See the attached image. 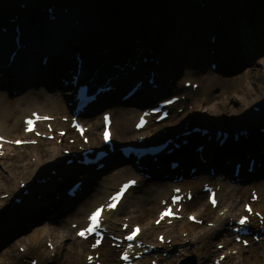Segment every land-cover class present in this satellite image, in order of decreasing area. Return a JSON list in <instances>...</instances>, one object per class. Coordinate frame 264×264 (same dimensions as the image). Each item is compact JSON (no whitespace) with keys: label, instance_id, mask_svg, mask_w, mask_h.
I'll return each mask as SVG.
<instances>
[{"label":"bare ground","instance_id":"1","mask_svg":"<svg viewBox=\"0 0 264 264\" xmlns=\"http://www.w3.org/2000/svg\"><path fill=\"white\" fill-rule=\"evenodd\" d=\"M27 1L28 4L29 1L31 2V0ZM91 1L84 0L83 4L75 7L76 10L73 12L69 10L58 12L55 23H49L46 14L42 13V17L39 14L35 22H27L26 27L20 28V30H25L26 37L23 38L25 44L32 45L36 49V53L20 54L11 72L8 73L15 80L0 87V134L8 140L24 137L26 140H35L37 144L42 143L44 139H36L32 135L25 136L22 132V123L19 122V119L22 120L31 112L37 111L53 118L50 122L51 132L42 130V133L46 135L52 134L53 139L47 140L52 142L51 146L33 151L30 154L32 161L22 165L13 164V160L8 157L4 161L2 157L0 158L1 165L11 177H3L4 180L0 181V212L4 211L8 214L6 217L0 218V264H26L23 263L24 256L13 252V244L16 241L26 242L25 254L33 255L34 259H38L37 264H46L47 262V264H87L85 258L91 254L88 250L90 243L78 240L74 236V232L72 233L71 229L66 228L67 222L80 225L86 213L105 201L109 193L119 183L131 178V175L124 169L118 168L120 166H116L108 172V169L92 172L93 168L89 167L82 173L75 166L67 168L65 165L57 164L62 163L66 158V155H63V150H68L69 154L71 152L78 154L85 149L104 148L100 143L102 130L100 116L106 111H110L112 116L111 142L114 148L129 144L141 136L149 138V135L153 134H158L157 140H163L162 131H165V136L169 134L172 136L183 125L198 124L204 125L206 128L219 129L213 128V125L210 126L208 121L211 115L213 118L219 119L220 116L229 117L230 120L226 121L233 125L236 124V126H230V129L250 126L252 130L246 139L241 136L238 137L237 143H233L232 140L222 147H218L212 140L206 142L209 133L204 136L197 133L185 136L184 139L189 143L181 146L180 151L174 150L170 155H165L163 152L157 157L158 170L162 171V175H167V178L159 183L141 180L136 188L126 192L114 212L105 215L104 222V226L111 234L119 233L120 225L123 223H127L129 227L139 226L141 228L139 240L147 245L146 248L151 247L157 250L152 252L149 258L158 264L167 263L173 259L176 264L181 259V257L175 256L178 245L183 244V251L187 250L185 253H190V248L180 237V233L184 232L183 225L173 222L170 227H167L165 223L154 225V221L158 215L160 201L170 196L171 188L176 186L183 192L190 190L193 197L182 205L183 214H194L199 220H202L209 213L212 214L210 222L213 223L211 229L203 230L200 237H196V251L215 254L217 251L209 252L207 250L206 239L220 238L219 244L224 246L223 254H226L224 259L231 260L227 252L234 250L238 245L233 241V234L228 231L229 225L226 219L243 214L238 207L242 203L241 208H243V203L247 201L246 190L249 187L255 188L258 193L256 202L251 205L252 211L260 213L264 219V174L256 172L254 175H248L241 186H235L228 185L227 179L226 182L210 179L206 173L212 167L219 175L225 174L229 177L228 179H233L229 173L232 170L228 165H224V161L241 160L243 152L250 155V158L254 157L255 163L259 162L264 165V152L259 153L264 151V141L260 139L264 135L257 134L254 130L260 118L251 111L255 107L259 108L260 112H264V0H239V4H237V0H232L229 3L231 6L229 9L231 31L227 33L226 28L218 26L213 44L202 41L206 30L203 27L200 29L192 27L195 18L177 8L178 0H132L137 5H120L119 8L108 5L101 8L90 6ZM100 1H104V4L120 2L122 4V0ZM210 1L214 7L222 5L220 0L217 4H213V0H208V2ZM46 2L50 4L49 7L60 8L64 1L43 0L39 6ZM168 3L171 5V9L166 13L163 8ZM10 11L8 3L0 2V18L5 13L13 14V11ZM66 20L69 22L65 23ZM212 25L213 23H210V26ZM0 38L11 42L7 36L0 35ZM157 45H160L159 52L155 55L150 50ZM8 47L11 48V44H8ZM198 48L201 50L212 49L214 53L205 55L204 58L216 60L221 71L225 70V64L228 61V72L232 71L236 76L223 80L210 75L209 71L204 69L202 60L198 59ZM129 50L131 52L142 51L141 57L148 56L159 60L157 66H154L153 63H146L143 66L141 64L140 67L144 68L143 72L145 69L154 70V67L159 70L160 88L157 91H152L149 86H146L144 94H138L128 102H116L115 97L118 93L130 81L135 80L138 73L133 74V77L126 75L124 79L119 75L113 82L116 84V91L101 98L100 103L94 105L90 113L80 119V122L88 128V131L83 135L87 139L85 144L67 127L68 124L62 121L68 116L69 111L65 103L62 102L63 97L69 95L73 88L69 87L65 90L61 88L58 83L60 81L59 73L64 70L66 65L73 68L75 62L73 59L70 62V56L80 52L82 56L86 57L87 64H89L86 71L95 72V77L98 76L97 79H99L101 73L97 69L101 63L107 65L118 55L128 54ZM3 51L4 46L0 45V52ZM0 55L7 56L6 53H0ZM38 55H41L42 57L39 56L41 58L48 56L46 66L39 64L41 59L37 58ZM135 56L136 54L132 58L134 59ZM25 59L31 61L30 65H26ZM93 59H96L97 62ZM113 64L117 63L112 62L111 65ZM13 69L16 71L15 74ZM175 78L179 82L182 81V84L185 82L196 83L201 88L203 101L200 100L201 103H198L200 112L197 115L193 114L195 109L187 110L191 94L185 95L186 91L179 86L172 88L170 81ZM216 85H220L221 90L215 94L213 89ZM13 91L17 94L13 95ZM166 95L180 98L183 116L177 117L175 112H172L164 122L156 124L150 121L143 130L134 131L133 124L140 111L144 109L142 107L147 102L156 104L168 100L169 96L157 100ZM231 99L236 102L235 105L225 109L224 101ZM114 102L116 103L114 104ZM109 103L113 105L101 108L103 104ZM190 114L193 115L189 117ZM99 128L100 131H98ZM60 131H64V135H60ZM67 139L72 140V145H69L71 142L67 143ZM201 143L205 145L201 154L207 160V164H201L198 161V155L194 150L196 145ZM8 147V145H3L5 156ZM77 148L80 150L78 151ZM172 159L179 162V167L174 171H170L167 167L168 162ZM144 161L148 162V165L139 164L142 167H147L146 172H151L153 178H158L159 173L155 169L156 165L152 164L151 159ZM117 162L119 161L114 154L106 160L110 167L115 166ZM190 165L196 166L198 173L203 174L196 178L193 175L189 176L188 167ZM52 170L55 171V178H50L44 183L37 184L35 182V179L40 175ZM177 173L183 174V179L173 186L171 179ZM56 177L61 180L57 182ZM15 180L17 187L14 184L8 185L9 182L12 183ZM73 180L74 182L81 181L84 186L77 200L70 201L60 197L59 193L64 186L66 187L65 184ZM21 183L28 185L29 191L26 196L21 194L22 190L19 188ZM204 183L219 187L216 195L218 206L214 211L206 202L207 194L198 191V188H201ZM71 185L73 183L69 186ZM6 195V198L3 197ZM55 196H59V199H55ZM37 197L40 198L39 201L35 200ZM17 198H21L20 204H15L14 199ZM125 199H127L125 206L122 207ZM220 212L222 215L218 216ZM152 217H154L153 220H151ZM25 223H27V227L23 228ZM117 223H119L118 232L115 231ZM251 225L253 230L259 232V222L255 218L251 219ZM262 228H264V224ZM155 234L164 235L169 243L161 246L156 240L153 241ZM260 238V244L264 247V234L260 235ZM43 239H50L51 251L39 248ZM250 245L256 246L252 240H250ZM159 247L169 256L162 257L158 253ZM243 251V247L240 245L238 253L242 255ZM95 253L98 254V261L102 264H120L117 256L115 257L114 248L110 249L101 245ZM253 253L256 256L263 254L256 247ZM238 260L237 264L247 262L251 264L248 261L249 258L243 257V255ZM139 263L149 264V261L143 258Z\"/></svg>","mask_w":264,"mask_h":264},{"label":"rangeland","instance_id":"2","mask_svg":"<svg viewBox=\"0 0 264 264\" xmlns=\"http://www.w3.org/2000/svg\"><path fill=\"white\" fill-rule=\"evenodd\" d=\"M1 1H5V0H0V2ZM64 1H66V2H72V1H68V0H64ZM82 0H74V2H72V3H80ZM93 1H98V2H100L99 0H93ZM219 0H213V4H217V2H218ZM220 1H223V2H226V3H231L232 2V0H220ZM6 2V1H5ZM127 2V0H125L124 1V5H126L125 3ZM7 3V2H6ZM121 3V2H120ZM113 4H115V3H113ZM112 4V5H113ZM120 4L118 3V6H119ZM262 5V4H261ZM228 6H230L229 4H228ZM198 7V4H197V0H178V6H177V8H179V9H181V11L182 12H184L185 14H188V15H192L194 18H195V22H194V24L192 25V27L194 28V29H200L201 27H203L205 30H206V34L204 35L203 34V39H202V41L205 43H208L209 42V39L211 38V36H214V34H215V32H216V30H218V28L217 29H215L217 26H219V24H216V23H214V21H215V18H216V14L219 12V11H223V13L221 14V16L223 15V16H225L224 17V19H222L221 21H220V28L221 27H224V28H226L227 30V33L228 32H230L231 31V29H230V24H231V18H230V15H229V10H228V8H227V10L225 9V8H223L222 6H217V7H214L212 4H211V1L210 2H208V7H206L204 10H200V9H198L197 8ZM231 7V6H230ZM169 9H171V5L168 3L164 8H163V11L164 12H168L169 11ZM182 9H184V10H182ZM177 11H178V9H177ZM181 12V13H182ZM228 12V13H227ZM179 13V12H178ZM224 13H226V14H224ZM5 17V16H4ZM44 19V18H43ZM209 21H211V22H209ZM67 22H69V21H65V23H67ZM202 22H205L204 24H202ZM210 23L212 24L213 23V25L212 26H210ZM66 25H68V24H66ZM222 25V26H221ZM194 43V42H193ZM158 44V43H157ZM199 44H201V41H199ZM198 44V45H199ZM197 46V45H196ZM199 49V48H198ZM198 53H199V56H198V59H200V60H202L201 61V63L204 65V69L206 70V71H209V73H210V75H212V76H214V77H218V78H220V79H223V80H227V79H229V78H231V76H236L235 75V73H233L232 71L231 72H228V65H229V62L227 61L226 62V64H225V66H226V68H225V70L224 71H222L223 73L220 75V74H218V72H213V71H211L210 70V64H212V63H215L216 65H217V67L218 68H220V66L217 64V62H216V60H206L205 58H204V56L205 55H208V49L207 48H205V50H201V49H199L198 50ZM72 57V56H71ZM217 68V69H218ZM227 70V73L225 72ZM218 71H220V70H218ZM179 79V78H178ZM182 81H177V79L175 78L174 80H172V88H176L177 86H179L180 88H183L186 92H185V95L186 94H191V100H190V102H189V107H188V111H192L193 109H195L194 111L195 112H193V114L194 115H197L198 114V112H200V108H199V104L201 103L200 102V100H202L203 101V98H202V90H201V88L198 86V88H196L195 90H191V88L188 86V87H186L185 86V84H182L181 83ZM186 83V82H185ZM196 84V83H195ZM214 93L216 94V93H219V91L221 90L220 89V85H216V86H214ZM199 103V104H198ZM217 103V102H216ZM235 101L234 100H227V101H224V104H223V107L226 109V108H230V107H232V106H234L235 105ZM180 104H181V101H179L172 109H171V111H170V115H171V113L172 112H175V114L177 115V117L178 116H183V114H181L182 113V108L180 107ZM198 104V105H197ZM197 105V106H196ZM218 105H220V104H218ZM196 107V108H195ZM252 111V110H251ZM99 114V113H98ZM193 114H190V116L189 117H191V115H193ZM188 117V118H189ZM20 120L21 119H19V122H20ZM226 120H230V118L229 117H226V116H220V119L219 118H213V116L211 115L210 117H209V123H210V125L212 126H225V127H227V128H231L230 126H236V124H232L231 122H228V121H226ZM151 122H153L152 120H151ZM241 125V124H240ZM98 131H100V128H99V130ZM260 139H262L263 141H264V137H262V138H260ZM53 142H54V140H53ZM71 142V139H67V143H70ZM229 142V141H228ZM58 143V142H57ZM51 144H52V142H48L47 140H42V143H39V144H37V145H31V146H26V147H21V148H13V147H8V149H7V151H6V156L4 155L3 157H2V159H3V161L4 160H6V158L8 157V158H11L13 161H12V163L13 164H15V165H22V164H24V163H26V162H30V160L32 161V158L30 157V154L33 152V151H36V150H38V149H45L46 147H49V146H51ZM69 145H72V142L69 144ZM242 147H244V146H242ZM76 148V147H75ZM63 151H66V150H63ZM64 155V154H63ZM61 164V163H60ZM59 163L57 164V165H60ZM108 172V171H107ZM205 173H206V171H205ZM204 173V174H205ZM200 174H203V173H197V175L196 176H199ZM206 175H207V173H206ZM195 176V177H196ZM3 177H5V178H11L9 175H8V173H7V171H6V169L1 165V163H0V181H3L4 180V178ZM217 178H218V175H216L215 177H214V179L215 180H217ZM18 182H20V181H18ZM71 182L72 181H68V183H66L65 185L66 186H68V184H71ZM149 183H153V182H149ZM12 184H14L15 185V187H17V181L15 180L14 182H9L8 183V185L9 186H11ZM227 184L228 185H232L231 183H230V181H227ZM237 186V185H236ZM64 188H65V186L62 188V190L60 191V194H61V196L63 197V195L62 194H64ZM198 191H200V188H198ZM247 200L250 198V195H249V193L251 192V191H254V192H256V194L258 195V193H257V191H256V189L255 188H253L252 189V187H249L247 190ZM126 200L127 199H125V201L123 202V204H122V207H124L125 206V203H126ZM241 206H242V203L239 205V207H238V209L240 210V212H241V210H242V208H241ZM214 211V210H213ZM8 212V211H7ZM187 214H189V213H187ZM8 214L7 213H5L4 211H1L0 212V218H4V217H6ZM222 215V213H218V216H221ZM238 215H236V216H234V217H230V218H228V219H226L228 222H231V221H233V219H235L236 217H237ZM53 217H54V215H53ZM62 218V217H61ZM154 219V217H152V219L151 220H153ZM203 223L201 224V225H192V224H189L187 221H186V214L185 215H183V218L181 219V220H179V221H175V223H179V224H182L183 225V233H180V237H181V239L184 241V243L185 244H187L188 245V247L190 248L189 249V251H190V253H185L187 250H185V251H183L184 249H183V247H182V245L183 244H180V245H178V247L176 248V253H175V256L176 257H181V259H180V261L178 262V263H176V264H180L182 261V264H213L214 263V261L216 260V259H218V257H220V255H226V254H223L225 251L222 249V250H220V249H218L217 247H218V245H222V244H219V240H220V238H211V239H206V243H207V245H206V248H207V250L209 251V252H214V251H217L215 254H205V252H203V253H201V252H198V251H196V244H197V240H196V237L197 238H199L200 237V235L203 233V230H205V229H207V230H209V229H211L212 227L211 226H209L208 224H213L212 222H210V221H212V214H207L206 215V217L204 218V219H202L201 220ZM20 225H22V224H20ZM72 225H74L73 223L72 224H70L69 222H67V227L66 228H68V229H71V232L73 233L74 231H75V229L74 228H72ZM172 225V224H171ZM171 225H166L165 224V226H167V227H170ZM262 226V225H261ZM23 228L24 227H27V223H25V224H23V226H22ZM229 228L230 227H228V231H229ZM261 228V227H260ZM264 229V228H263ZM115 231H119V223H117L116 224V230ZM159 235H161V234H159ZM157 234H155L154 236H153V241L154 240H157ZM21 238V237H20ZM48 242H47V241ZM43 239V242L40 244V247L39 248H44V249H47V250H49V251H51V249L49 248L50 246H47V243L48 244H50L51 242H50V239L48 240V239ZM16 242H18V241H16ZM14 243L13 244V252L14 253H16V254H19V255H22V256H24V259H23V263H26V264H30V261L31 260H36V262L38 263V259H34V256L33 255H26L25 254V251L24 252H21L20 250L23 248V249H25V245H26V242L25 241H20V242H18V243ZM50 242V243H49ZM264 243V242H263ZM168 243H166V245H167ZM163 245H165V244H163ZM163 245H161V246H163ZM238 246H235V249L234 250H229L228 252H227V255H230V257H231V260H222V262L220 263V264H237V263H239L238 261V259H240V256H242L243 255V257H248L249 258V262L251 263V264H264V247H263V245H261L260 243H257L256 244V248L259 250V252H260V250H261V253H263V254H259V255H255L254 253H253V251H254V246H248V247H246V248H243V253H242V255L241 254H239L238 253V248H239V244H237ZM103 246L104 247H108V248H110V249H113L112 247H110L109 246V244H108V242H105L104 244H103ZM163 250V249H162ZM206 250V249H205ZM236 251H237V253H236ZM161 255H162V257H168L169 255H167L166 254V252H162V251H160L159 252ZM166 254V255H165ZM117 256V253H115V257ZM148 261H149V264L150 263H153L152 261H151V259L148 257ZM245 262H247V261H245ZM48 263V262H47ZM46 263V264H47ZM162 264H175L174 263V261H173V259H171L170 261H168L167 263H162ZM245 264H249L248 262L247 263H245Z\"/></svg>","mask_w":264,"mask_h":264},{"label":"water","instance_id":"3","mask_svg":"<svg viewBox=\"0 0 264 264\" xmlns=\"http://www.w3.org/2000/svg\"><path fill=\"white\" fill-rule=\"evenodd\" d=\"M5 1L10 5V10L13 11V14H6L5 13L0 18V35H3L2 31H1V28L8 27L10 25V23H12L17 18H21V17L25 18L26 22H30V21L33 22V20L35 21V19H37V17L39 16V14L43 13V11L45 9H47L49 7V5H50V4H48L46 2L44 5L39 6V3H41L43 0H31V2L29 1V4H28L27 0H5ZM5 1H1V2H5ZM60 1L63 2L64 0H60ZM70 1L74 2V0H70ZM124 1L125 0H122V4L121 3H119V4L121 6L137 5L136 2L132 1V0H127V2L125 3L126 5H124ZM65 2L66 1L63 2L62 7H64V8H72V7H75V6H81L83 4L84 0H82L80 3H72V2H66L65 3ZM104 3H105L104 1L98 2V1H93L92 0L89 3V5L90 6L91 5L92 6L97 5V6H99V8L105 7L106 5H108L109 7H113V8H119V6H120V5L118 6V3H115V4H113V3L104 4ZM7 43L10 44L9 41ZM6 48H7V46L4 45V50ZM259 118L260 119L258 120V124L255 126V128H257L258 126H261V124H262L261 122L264 121V114L260 115ZM195 126L196 127H200V128L204 127V125L190 124V126H188L186 129H191L192 127H195ZM214 127L220 129V128H224L225 126H219L218 125V126H213V128ZM225 128H227V127H225ZM246 128L250 129V126L249 125L239 126L238 130H242V129H246Z\"/></svg>","mask_w":264,"mask_h":264},{"label":"snow or ice","instance_id":"4","mask_svg":"<svg viewBox=\"0 0 264 264\" xmlns=\"http://www.w3.org/2000/svg\"><path fill=\"white\" fill-rule=\"evenodd\" d=\"M28 125H29V129L28 130H32V128H31V125H32V123H33V121H31V120H29L28 122ZM39 134V133H38ZM105 139H108V134L107 133H105ZM17 143H19V141H17ZM125 187H127V185L125 186ZM213 203H215V201H213ZM113 207H114V205H112ZM249 211H251L250 209H249ZM167 214H170V213H165V215H167ZM99 215H100V210H97V212H95V213H93V215H92V217H91V220H92V227H90L89 229H88V231L89 232H91V231H94L95 230V228L96 227H98V224H99ZM245 221H246V218H244V219H241L239 222H240V224H244L245 223ZM139 231V229H136L133 233H132V235H130L129 237H128V239H133L134 237H135V235L137 234V232ZM81 236H83L85 233L84 232H81V233H79ZM125 259H127V257H125Z\"/></svg>","mask_w":264,"mask_h":264}]
</instances>
